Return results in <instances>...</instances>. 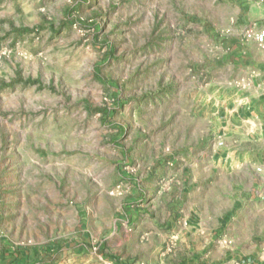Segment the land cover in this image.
<instances>
[{"label": "rangeland", "instance_id": "rangeland-1", "mask_svg": "<svg viewBox=\"0 0 264 264\" xmlns=\"http://www.w3.org/2000/svg\"><path fill=\"white\" fill-rule=\"evenodd\" d=\"M257 1L0 0V251L152 261L135 224L189 192L234 210L211 251L263 260V177L211 158L222 105L264 61Z\"/></svg>", "mask_w": 264, "mask_h": 264}, {"label": "crops", "instance_id": "crops-1", "mask_svg": "<svg viewBox=\"0 0 264 264\" xmlns=\"http://www.w3.org/2000/svg\"><path fill=\"white\" fill-rule=\"evenodd\" d=\"M255 65L258 72L252 75L248 87L239 88L235 96H231L220 109L218 138L224 141V146L222 145V149L215 152L211 158L212 162L222 167L227 175L234 173L236 169L248 168L253 170V174L263 177V180L264 61H258ZM190 195L189 192L186 193V209L178 208L168 196L166 200L168 208L165 206L154 208V213H146L148 216L145 218L146 222L139 221L135 224L137 236L140 235L144 239V245H149L154 254L152 261L150 257L144 258L137 261L138 264H227L236 259L261 261L243 257H231L224 261L223 251L220 256L218 252L211 251L213 247H224L231 243L225 234L224 221L227 216L234 213V210L232 207L225 209V202L214 200L213 197L210 206L208 193H201L197 198ZM158 196H161V192ZM159 197L153 199V203L159 204ZM205 214L209 215L208 218ZM131 215L135 216L133 212ZM148 223L150 226L145 227ZM169 244L176 245L178 249L188 247L190 252L187 257L178 258L176 251L168 250ZM17 247L0 251V264L13 262L15 256L16 261L12 264L19 263L22 258L17 254ZM35 263L36 261L33 262ZM25 264H31L29 256Z\"/></svg>", "mask_w": 264, "mask_h": 264}, {"label": "built area", "instance_id": "built-area-1", "mask_svg": "<svg viewBox=\"0 0 264 264\" xmlns=\"http://www.w3.org/2000/svg\"><path fill=\"white\" fill-rule=\"evenodd\" d=\"M257 2L263 3L264 0H258ZM251 30H252V38H253L254 42L260 48H264V23L261 25H258L257 23H253ZM217 144H218V146H222L223 140L221 138H218ZM225 242L230 243L227 241H225ZM227 264H264V259L261 260L260 262H250V261L244 260V259H236V260L229 261Z\"/></svg>", "mask_w": 264, "mask_h": 264}, {"label": "trees", "instance_id": "trees-1", "mask_svg": "<svg viewBox=\"0 0 264 264\" xmlns=\"http://www.w3.org/2000/svg\"><path fill=\"white\" fill-rule=\"evenodd\" d=\"M16 251H17V254H19V255L21 256V258H22V260H20L19 263H17V262H16V263H17V264H25L26 259H27L28 256H29L28 248L18 246V247L16 248ZM34 254H35L36 257H38L41 261H47V260H48V258H46V257H44V256H39V255L37 254L36 251H34ZM12 261H13V262H9V263H7V264H12V263H14V261H16V256H15V258H14Z\"/></svg>", "mask_w": 264, "mask_h": 264}]
</instances>
